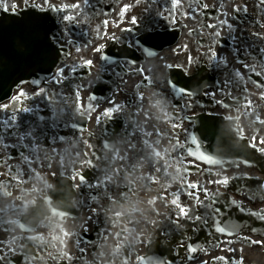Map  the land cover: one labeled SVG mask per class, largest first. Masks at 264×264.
Masks as SVG:
<instances>
[{
	"label": "flooded vegetation",
	"instance_id": "1",
	"mask_svg": "<svg viewBox=\"0 0 264 264\" xmlns=\"http://www.w3.org/2000/svg\"><path fill=\"white\" fill-rule=\"evenodd\" d=\"M36 1V0H28ZM108 0H88L87 3L84 0H62V5L70 6L69 15L78 17L75 21H66L64 27L66 34H69L77 44L72 45L73 50L77 47L81 48V52L87 50V42L89 38L94 34L96 35L97 29L101 31V26L98 25L102 22L96 11V8L103 2ZM187 3H194L193 0H185ZM204 6L214 11L217 20L214 24L221 28L222 35L227 32L232 35L244 49H247L249 45L245 43L246 38H251L250 44H259L261 49L264 48V39H259L254 33H258L264 36V28H260L258 23L264 24V6L257 7L259 0H203ZM154 0L135 1L129 3L131 7L129 10H134L143 5H150ZM29 3V2H28ZM79 3L80 9H73L72 4ZM159 1L157 0V4ZM20 5H25L24 2H20ZM237 6L239 11L236 10ZM246 6V11L244 10ZM226 23H221V21ZM228 24L232 25V28L228 27ZM188 28L184 32H187ZM99 31V32H100ZM221 36V35H220ZM219 38V37H218ZM217 38V41H218ZM258 42V43H257ZM192 47L199 46L195 43H190ZM185 48V47H184ZM228 49V48H226ZM225 49V50H226ZM188 50V48H185ZM215 60H220L222 53ZM231 52L235 55L236 60L251 59L254 53L248 51L243 52L240 49L231 47ZM243 63V62H239ZM247 64L255 67V71H261L262 64H264V53L261 61H248ZM244 72H250L251 69H244ZM101 71V70H98ZM253 72V71H252ZM254 73V72H253ZM94 72H92V75ZM264 78V77H262ZM249 85L253 88L264 89L258 87L257 84L249 82ZM115 87V86H114ZM112 87L111 91L106 98L97 101L92 104L95 111H92L89 115L87 108H85V115L87 117V132L76 135V139L81 141L85 138L89 140H96L97 142L110 143L112 136H115L120 145L128 144L133 140L134 135L139 131L143 120L136 112L134 117V109L132 108L130 99L131 96L126 88V84L122 83L121 86ZM45 89L44 96H37L33 94V89L28 87L26 91H22L24 94L31 92V96L26 99L20 98L17 102L8 103L9 108L4 110L0 108V250L4 253L8 252L7 245L11 244L12 247H17L20 240L26 236H40L44 237V243L37 241L34 244H29L27 249L29 253L30 264H121V261L126 260L128 264H143L140 263V259L143 255H148L152 260L160 259L168 261L169 264H190L188 257L193 258V253H189L186 247H180L181 244L189 245L191 243L198 242V230L195 234L190 233V228L186 226V221L189 219L181 217L179 209L169 204L166 208L167 217H162L156 220L155 224H149L145 232V237H151L152 243L154 240L159 239L164 244H167L168 250L161 251L159 245L152 243L149 245L147 242L141 244L136 239L132 244L122 250L118 255H112L114 246L119 244L127 245L128 243L115 238L114 231L115 227H110L112 221L117 220L115 213L118 212L119 208L122 209L124 204H129L138 198L141 190L147 185V179L137 168L135 170L130 169V164L133 159L130 157L123 162L115 159V151H109L108 149L103 150L104 158L115 164L112 166L121 168L122 176L119 180L120 188L117 189L113 185L102 186L100 189L90 187L89 185H95L102 180L101 170L91 167L87 164L81 166L80 157L77 154H73L70 150L68 143L62 142L61 137H65V126L66 122L71 118L75 117L79 113L73 105L75 99H70L69 96H65L64 92L69 89L65 83L62 85L47 86ZM38 92L35 90V93ZM52 92L60 93L52 97V104H49L48 99L45 97ZM242 96H247L248 99H252L256 96V92L248 87V91L242 93ZM23 100V101H21ZM116 101L117 104L124 106L121 113H117L112 118L103 116V109L111 107L109 101ZM126 105V106H125ZM30 108L31 111L24 112L18 111V109ZM52 108L57 111L55 119L52 117ZM246 111V108H245ZM44 117L41 121L39 117ZM100 117V122L97 123L95 117ZM187 115L181 116L177 120V124H182V128L177 129V135L182 134L180 139V145H183L181 149H184L188 144V138L186 133L189 132L190 123L186 121ZM108 121V127L106 122ZM70 126V125H69ZM83 123L81 124V127ZM129 128V134L127 129ZM34 129V138H26L21 141L19 138L27 131ZM107 131V135L104 132ZM259 134L260 139H264V130L256 129L253 135ZM110 145V144H109ZM119 150V148H116ZM145 154V153H143ZM27 156L28 163L23 157ZM174 156V154H171ZM178 156V153L175 154ZM171 157L169 160L173 161L176 158ZM50 158V159H49ZM61 160L63 166H61ZM170 161V162H171ZM51 167H47L48 164ZM193 160H182L181 165L194 164ZM94 164V163H93ZM171 165V164H169ZM108 172V175L112 174ZM32 176H22L25 171H32ZM210 170L218 171L215 179H223L227 177L229 184L227 186L222 185H210V189L216 193L222 191L230 201L231 198L235 199L243 208H249V211L264 210V194L257 190V186L264 183V162L258 167H247L244 165H236L231 168L212 167ZM74 172H82L86 177V183L80 185L79 179L72 181L71 177ZM35 173H39L42 180L35 181L33 176ZM52 173H56L55 176ZM9 176L19 177L20 179L9 180ZM61 177L65 183L72 184L73 194L71 198V214L65 220H61L58 216L52 215V208L58 210V206L53 202L49 206L44 196L50 197L51 191L54 188L57 179ZM21 179H25L27 183H21ZM178 179L180 175H178ZM47 181L52 185L51 189H44V181ZM253 181L258 183L255 187L250 186V182ZM173 180H166L165 185H169ZM80 185L79 187H76ZM127 185V187H125ZM44 189L40 193L32 192V188ZM111 188V192L126 190V197L123 199L122 205L118 202L110 203L105 202L103 199V193ZM129 188L131 191H129ZM5 190L12 193L11 196L5 195ZM99 193L101 199L100 203H94L90 197ZM111 195V193H109ZM20 197V199H17ZM51 198V197H50ZM36 199L35 206L30 205L28 202ZM52 200V199H51ZM201 200V199H200ZM138 201V200H137ZM73 202H77L75 206ZM180 203V202H178ZM197 203V200H196ZM194 206V203L192 204ZM199 208V207H198ZM40 211L42 214L44 225L47 227H37L32 232L27 231V227L24 222V217L30 210ZM91 209H95L100 213L99 216L95 215ZM197 211V208L194 212ZM191 214V211H190ZM195 215V214H194ZM193 215V216H194ZM51 217V220L48 219ZM91 217L89 220L88 218ZM256 219V218H255ZM165 221L163 225V221ZM179 220L180 227L177 226L176 221ZM262 225L261 228L253 226L244 227L242 231L236 233L235 236L224 235L220 237L219 242L212 243L207 248H204L198 255L200 263L206 262L211 256V259L207 264H212L213 260H216L215 264H224L227 259H219V255L235 258L231 260L232 264H239L242 260L243 264H264V257L260 260V255H264V222L256 219ZM198 222V221H196ZM194 223V227L198 223ZM101 223L106 227L107 240L113 245L110 248V255L105 261L104 256H95L93 253L92 245L84 239V228H91ZM120 223V219L118 224ZM57 224H62L65 229L70 233H75L70 238H64L63 233L60 231ZM117 224V225H118ZM24 226V227H23ZM186 227V228H185ZM187 231V233H183ZM175 234H172L174 233ZM171 234V236L169 235ZM53 236L59 237L60 239H67V248L60 239H53ZM13 237L16 239L13 240ZM79 237V247H77V240ZM247 237V239H243ZM143 238V239H144ZM231 241V243H229ZM251 241H259L260 243H252ZM80 249H84L83 252ZM61 250L69 252L73 259L71 261L65 260L61 257L58 260H51L48 257V253L51 252L54 255L58 254ZM33 253L38 256V259H31ZM184 256L183 259L181 256ZM96 260H95V259ZM13 264H23V261L19 256H10ZM105 262V263H104Z\"/></svg>",
	"mask_w": 264,
	"mask_h": 264
},
{
	"label": "snow or ice",
	"instance_id": "2",
	"mask_svg": "<svg viewBox=\"0 0 264 264\" xmlns=\"http://www.w3.org/2000/svg\"><path fill=\"white\" fill-rule=\"evenodd\" d=\"M24 4L27 5L28 4V0H23ZM85 3L88 2V0H84ZM45 3H47V0H45ZM172 6L173 8H179L181 6V0H172ZM260 6H264V0H259V4L257 5V7ZM19 4L16 3H11L8 4L6 2H2V0H0V10L4 11V12H11L13 15H15L16 10L19 8ZM32 7L34 9H36L39 13H47V12H51V11H64L66 12L68 9V6L65 5L62 8H57L54 7L51 4H48V8L45 9L43 4L40 5H35L33 4ZM71 7L73 9H79L80 8V4L79 3H75L72 4ZM130 5H125L122 9L120 14L124 15L128 9L130 8ZM206 7V5H205ZM189 8L191 9V5H189ZM237 11H239V7L237 6L236 8ZM245 11L246 6H245ZM78 17L76 16H72V15H64L62 17V21H75L77 20ZM36 23L38 26H42V25H47V24H52L54 23V20H49L47 15H43V16H37L36 17ZM105 26H108L109 22L107 20H105L104 22ZM130 23L135 26L138 24V19L137 17L133 16L130 20ZM221 23H226L225 21H221ZM260 28H264V24H260L259 22H257ZM209 28H212L213 30L216 28L215 24H211L208 25ZM229 28H232L231 24H228ZM100 30L97 29V32H99ZM124 31H131V29H124ZM193 31H195V29H193ZM44 41H45V47L43 52H29V55H37V56H43L46 57L48 60L51 61V66L55 68V71L52 72L51 74V78L48 81V83L53 84V85H62L64 84L66 78H67V73H66V65L63 63L57 64L56 61L59 57V53L64 50L66 45H74V41L72 40L71 36L69 34H66L65 29H60L59 31H54L51 27H48L44 33ZM213 37H219L221 35L220 32H213L212 33ZM254 35H257V37L259 39H264V36H261L258 33H254ZM105 36H107V33H105ZM111 39L116 40V37L113 35L111 37ZM158 39V36L153 34V32L149 29H145L144 34L140 37V40L138 42V46L139 43L142 42V44L147 48L148 50V54L152 55L151 49L152 47L155 46V41ZM106 45L105 44H99L98 46L94 47V51L96 53H100L105 49ZM129 47H132V45H129ZM185 48H187V46H185ZM143 50V49H142ZM210 51L211 48L209 49ZM77 52L81 51V48L77 47L76 48ZM262 53H264V48H262L260 50ZM217 56H219L218 52L212 51V59H215ZM101 59L107 60L108 57L107 56H102ZM193 62V58L192 57H188L187 58V63L191 64ZM94 63L93 60L88 59L85 61V64L87 66H92ZM118 63V62H117ZM132 63H135V61L133 60ZM220 64H222L224 67H228V61L227 58H223L222 60L219 61ZM169 67H171V65H169ZM242 67L244 69H251L254 74L256 75V77L258 78V80L256 81L258 87L264 89V64H262L261 67V71H255V67L252 65L247 64V62H243ZM74 70V68H68V71H72ZM138 72L143 73L144 69L142 68H138L137 69ZM117 75H119V73H117ZM233 76V80L229 81V80H225L224 85L221 86L220 88V93L224 98H218L217 96V92L216 91H201L199 89L197 90H193V89H186L184 87H178L177 84L168 79L165 81V83L169 86V89L172 93L175 92H179L181 97H188L190 98L191 103H186L185 107L191 109L192 111H195V108L199 106V101L196 99L198 96L200 95H204V96H208L211 98L212 102L215 103L216 106L218 107H224V108H228L229 104L227 103V98L232 96V88L234 86H238L239 85V81L243 79L244 74H242L239 70L235 71L232 73ZM142 80L145 83H150L151 82V78L147 75L142 76ZM80 86L77 85V90L73 93V95L75 96V100L73 101V105L76 108L77 112L83 116L85 114V107H84V98L81 95L80 91H79ZM134 89H138L140 88L139 84H134L133 85ZM37 96H44L45 95V89L44 88H40L38 92L35 93ZM25 94L23 92H21L19 95H14L11 97L13 102H17L20 100L21 97H23ZM57 95H61L60 93L57 92H52L50 93L48 96H46L45 98L48 99L49 104H52V97L57 96ZM154 95H157L156 93H154ZM160 96H164L167 97V93H161L159 94ZM174 98V97H173ZM261 100H264V93L261 94V96L259 97ZM90 100H95L96 97L95 96H90L89 97ZM140 102L144 101V96L140 95L138 97ZM246 99V105L245 107L251 108L252 107V102L251 100H248L247 97H245ZM109 103L112 105L111 107H107L103 109V116L108 117V118H112L114 117L115 114L117 113H121L123 111V107L119 104L116 103V101H109ZM170 103V101H168L167 99H160L159 97L156 100V104L153 106H159L161 109H163V107L165 106V104ZM126 106V105H125ZM2 108L4 110H7L9 108L8 104H3ZM18 111H24V112H29L31 111L30 108H23V109H18ZM87 111L89 113V115L91 114L92 111H95V108L93 107V105L89 104ZM57 111L55 108H52V117L53 119L56 118L57 116ZM167 115V113H165ZM39 119L41 121L44 120V117H39ZM96 122L99 123L100 122V117L97 116L95 117ZM226 119H228L229 121H232L234 118L232 116H228L226 117ZM235 119H240V117H236ZM260 124H264V120H259L258 121ZM73 127H75V125H73ZM172 129H178V128H182L183 125L182 124H177L175 122L172 123L171 125ZM81 131H83V129H81ZM141 131L143 132V136L145 137H151L152 135H156V136H161L162 133L159 131H155V132H147L144 131L143 129H141ZM237 131H242V129H240L239 125H237ZM26 138H34V129L33 130H29L27 132H25L19 139L21 141H23ZM63 141V137L60 138ZM173 139H175V144L172 145V149L173 152L175 151L177 146L182 147L183 145L179 144V139L173 137ZM240 139H245V137L243 135L240 136ZM196 138L193 137V143H196ZM87 144V142H85ZM142 145L144 146L145 149H150V151L147 152V154H143V149H142V154L141 156H137L135 158H133V161L130 164V169L131 170H135L137 168H139L140 170H143V168L145 167V165H147L149 167L150 170H154L156 173L161 172L162 167L165 170L166 173V169L168 167H171V165L167 164V162L165 161V163L163 164V166H157L160 164V161H163L165 158L163 156H161V152L157 151L155 147H153L152 145H149L148 140L147 139H143L141 141ZM157 145L160 143L159 140H157L155 142ZM247 147L251 148L254 152H258L261 156H264V139H260L259 134L256 135H252L250 137V142L246 144ZM104 148L108 149L109 151H115V159L119 160L121 162H123L124 160H127L128 157L127 156H120L118 150H114L111 148V146L108 143L104 144ZM135 144H130L129 145V151H135ZM167 155H171V153H166ZM190 156H195L198 160L200 161H204L207 163H219V161H215L211 156H207L203 153H193V152H189ZM77 156L80 157L81 160V166H83L84 164H87L91 167H95V165L93 164V160L88 158V153L87 152H83V153H77ZM156 157L157 159L153 160L152 157ZM23 159L25 161H28V157L25 156L23 157ZM50 159V158H49ZM95 159H99V157H95ZM245 164L248 163V160L246 159ZM28 163H32L31 161H28ZM177 163H179V161H177ZM61 166H63V161L61 160ZM47 167H51V164L49 163L47 165ZM32 171H25L22 173V176H32ZM122 169L119 167H114L112 168V174L108 175L107 172H105V179L103 181L98 182L95 185H89L90 187L96 188V189H100L102 186H108V185H113L115 188L119 189L120 188V183L119 180L122 176ZM177 174H179L180 169L177 168L176 169ZM167 174V173H166ZM0 175H3L2 173H0ZM53 176L56 175V173H52ZM15 179H20L19 177H12L9 176V180H15ZM33 179L35 181H40L42 180V177L40 176L39 173H35V175L33 176ZM79 179L80 181V185H84L86 183V177L84 176V174L82 172H74V174L71 177L72 181H75ZM146 179L150 180L152 183H158L157 180L153 179L151 175H149ZM173 179H175V177H173ZM28 181L25 179H21V183H27ZM229 179L227 177L223 178V179H215L212 180L211 183L214 185H222V186H227L229 184ZM80 185H77L76 187H79ZM188 188L192 189L193 191H189L187 193L188 196H194L195 194V190L200 188V185L198 183H192L189 182L186 185ZM0 187H3L2 184H0ZM125 187H127V185H125ZM169 187H171V185H169ZM52 185L49 184L46 180L44 181V189H51ZM44 189H40V188H36L33 187L32 188V192L35 193H40L42 192ZM257 190L261 191L262 194H264V183L260 184L257 186ZM129 191H131V189L129 188ZM207 189L204 190L205 196H207ZM111 193V195L109 194ZM5 195L7 196H11L12 193L5 190ZM113 196L117 197L119 196L121 199H124L126 197V193L125 194H121L119 192H115L112 193L111 192V188H108L107 191H105L103 193V199L109 201L110 203H114L116 201V199H113ZM167 197L161 196L158 197V199H166ZM17 199H20V197H17ZM43 199L45 200V202L51 206L52 204V200L50 197L48 196H44ZM90 199L96 203L99 204L100 203V195L99 193L97 195H93L90 197ZM180 198L177 196L175 199H172L171 203L172 205H175L180 212V216L187 218V219H191L194 222L195 221H202L205 224L209 223V219H205L203 216L201 215H190V209L187 207L182 206L180 203H178V200ZM228 198L226 197V200ZM196 200H197V204H202L203 201L200 200L199 196H196ZM156 201L154 200H149L150 204H154ZM230 204L234 207L239 208L241 211H243V205H238L237 201L235 199H231ZM30 205L35 206L36 204V199H33L31 201L28 202ZM77 202H73V205L75 206ZM95 215L99 216L100 213L98 211H96L95 209H91ZM52 215L53 216H58L61 218V220H65L67 217H69L70 212L68 210H57L56 208H52ZM212 214L213 215H219L221 213V208L219 207H215L212 208ZM248 215L252 218H256L259 219L260 221L264 222V210H259V211H252L249 212ZM115 216L118 218L117 220L112 221V223L110 224V227H116L119 219L123 218V214L120 212L115 213ZM49 220H51V217H48ZM89 220L91 219V217L88 218ZM177 226L180 227L181 225L179 224V220L176 221ZM211 223L213 225H215V231L217 233H221V234H226L228 236H235L236 232L234 231V229L240 227L236 222L231 221V219L229 218L228 220V225L227 226H220L221 224H224V220H211ZM24 227V226H23ZM37 227H47V225L43 224V221H38L37 222ZM56 227H58L60 229V231L63 233V237L64 238H70L72 235H76L75 233H70L67 229H65L63 227L62 224H57ZM34 229L32 227H29L27 229L28 232H32ZM252 231H255V229H251ZM84 231H87V228H84ZM121 232H127L129 233V235H131V231L130 229H128L127 227L122 228L120 231H117L114 235L116 237H120L121 236ZM16 238L13 237V240H15ZM53 239H60L59 237L53 236ZM243 239H247V237H244ZM125 241H128V236L124 237ZM37 241H39L40 243H44V237L42 235L40 236H36V235H32V236H26L24 238H22L18 244L17 247H12L11 244L7 245L8 247V252L4 253L3 250H0V264H13V261L10 259V256H19L21 258V260L23 261V264H30L29 261V253L27 251V249L29 248V244H34ZM2 242V241H0ZM60 242L64 244L65 249L67 248V239H60ZM79 237L77 240V247H79ZM147 242L149 245L152 243L151 237H146L144 239L139 240V243L143 244ZM252 243H260L259 241H251ZM229 243H231V241H229ZM129 246V243L127 245H123V244H117L114 246V251L112 253V255L116 256L118 255L122 250H124L126 247ZM180 247H186L190 252L195 253L197 251V249L195 247H191L189 245H184L181 244ZM81 252L84 251V249H80ZM48 257L51 260H58L61 257H63L65 260L67 261H71L73 259L72 255L64 250H61L58 254L54 255L53 253L49 252L48 253ZM39 257L35 255V253H33L31 259L35 260L38 259ZM138 259H140L141 261H143L145 258L144 257H137ZM189 259H191V257H189ZM219 259L223 260L224 257H220ZM113 264H115V261H113ZM121 264H128V262L126 260L121 261ZM149 264H169L168 261L165 260H160V259H156V260H151L149 262ZM202 264H206V262H202ZM227 264H232L231 258L228 259ZM239 264H243V261L241 260L239 262Z\"/></svg>",
	"mask_w": 264,
	"mask_h": 264
},
{
	"label": "bare ground",
	"instance_id": "3",
	"mask_svg": "<svg viewBox=\"0 0 264 264\" xmlns=\"http://www.w3.org/2000/svg\"><path fill=\"white\" fill-rule=\"evenodd\" d=\"M143 18H145V17L143 15H140L138 17V22L144 20ZM49 20H53V19H49ZM148 20L149 19H146L144 22H148ZM58 26L59 25L57 24V22L55 20H54V23L51 24V28L54 31L58 30V28H59ZM42 27H43V32L48 28L47 25H42ZM156 35L163 42L171 41L177 37V33L175 31H171V32L158 31L156 33ZM227 41H228V36L226 35L225 39L222 41L223 42L222 45L226 44ZM236 46L239 49H242L241 48L242 45H236ZM41 49H42V46H40V50ZM124 52H128L132 61L136 60V57H137L136 48L128 49L125 47H121V48L117 49V54L124 53ZM226 53H227V51L223 52L222 55H224ZM208 69L205 70L204 68H202L200 70V74L197 76V80L193 83L185 80L183 78V76L180 74H175L173 81L177 84L178 87H184L186 89H193V90L199 89L201 91H204V90L211 91L210 86L213 85L212 83H219V84L224 85V82H221V80L216 76L215 73L208 72L207 71ZM44 70L45 69H39L40 72H44ZM212 70H214V69H212ZM174 73H175V71H174ZM175 94H177L178 96L175 97ZM159 98L160 99H167L168 101H170V103L165 104V106L167 105L171 108L170 111L167 113V115H165V117L174 118L178 114H180L181 116H184V115H188L190 112H192L191 109L185 107L186 103H191L190 98L181 97V95L178 91L175 93L168 94L167 97L159 95ZM196 99L199 101V105L201 106L200 110L212 108L211 106H209L210 103L212 102L210 97L200 95ZM241 102H242V100H240V102L238 104L241 105ZM196 109H198V107H196L195 110ZM79 117L81 118V116H79ZM228 124L230 125V123H228L227 121L217 122V123L213 124L215 126L216 130L212 131L210 124L208 122L199 121L197 123V127H198L197 130L202 131L203 136H209V135L212 136L213 141L210 142L206 148H201V147L197 146L196 143L191 142L190 143V150L194 153L199 152V153H203L207 156H211L215 161H219V163H209V164H228L229 162H231L232 157H235L237 159H242L243 161H245L247 159L248 162H250L249 159H253V160H256L257 162H259V165H261L263 163L262 157L255 154V152L251 148H247L245 140H243V141L237 140L235 129L231 125H230L231 126V128H230ZM105 125H106V127H108V121L106 122ZM194 130H195V124L193 127L190 125L189 132H187L186 135L187 136L189 135V137H190V135L194 132ZM127 132L129 134V128L127 129ZM205 133H208V134L206 135ZM181 136H182V134L178 135L176 138L179 139V138H181ZM173 144H175V143H173ZM179 144H180V141H179ZM257 184L258 183H255L253 181L250 182V186H252V188L255 187ZM215 207L221 208L222 211L219 215H213L212 214L211 210H212V208H215ZM37 212H40V211L39 210L38 211L32 210V213L27 215V218H30L32 215L36 214ZM202 213L212 214L213 217L211 218V220L214 219V220L219 221V220L223 219L225 223L221 224L220 226H227L228 220L230 218L231 221L236 222L240 226V227L236 228V230H235L236 233L242 231V225L244 227H250L251 224L253 226L262 225L255 218H252L249 215H246V214L240 212L239 210H237L236 207L232 206L230 204L229 200L228 199L226 200V196L218 197V198L214 199L213 201H211L208 204V206H206L205 208L202 209ZM186 222H187L186 226L188 228H190V233L195 234L196 230L193 229L194 224H190L188 221H186ZM198 225L201 227V230L197 234L198 240H200V245L212 244L213 241H211V238H216L219 234H221V233H217L215 231L216 226L213 225L211 223V221L208 224L200 223ZM183 233H187V231H184ZM172 234H175V232ZM169 235L171 236V234H169ZM154 244L159 245L161 248H157V249H160L161 251L168 250L167 244H164L159 239L154 240L152 245H154ZM194 244L191 243L190 246L193 247Z\"/></svg>",
	"mask_w": 264,
	"mask_h": 264
},
{
	"label": "water",
	"instance_id": "4",
	"mask_svg": "<svg viewBox=\"0 0 264 264\" xmlns=\"http://www.w3.org/2000/svg\"><path fill=\"white\" fill-rule=\"evenodd\" d=\"M43 33V27L37 25L31 14L23 12L7 15L6 19L0 17V102L10 97L22 80L28 81L36 76L40 68L33 70L32 67L43 66L45 73L54 69L46 57L29 55V52H43Z\"/></svg>",
	"mask_w": 264,
	"mask_h": 264
}]
</instances>
